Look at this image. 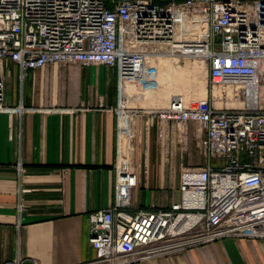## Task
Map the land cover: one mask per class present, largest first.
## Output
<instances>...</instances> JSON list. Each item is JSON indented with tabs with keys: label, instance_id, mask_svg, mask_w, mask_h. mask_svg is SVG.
I'll return each instance as SVG.
<instances>
[{
	"label": "built area",
	"instance_id": "built-area-1",
	"mask_svg": "<svg viewBox=\"0 0 264 264\" xmlns=\"http://www.w3.org/2000/svg\"><path fill=\"white\" fill-rule=\"evenodd\" d=\"M7 59L22 73L48 64L115 70L114 204L89 213L95 258L79 264L264 240V0H0V65ZM186 61L204 67L203 92L165 94L167 65ZM20 112L5 105L0 78V113ZM155 121L183 145L193 123L202 162L181 167L178 202L133 211Z\"/></svg>",
	"mask_w": 264,
	"mask_h": 264
},
{
	"label": "crops",
	"instance_id": "crops-1",
	"mask_svg": "<svg viewBox=\"0 0 264 264\" xmlns=\"http://www.w3.org/2000/svg\"><path fill=\"white\" fill-rule=\"evenodd\" d=\"M0 78L5 105L22 109L0 113V264L94 259L88 215L114 204L115 70L48 64L22 73L7 59ZM185 133L183 145L180 133L155 121L131 210L179 201L181 167L202 162L195 125ZM134 264H264V240L225 238Z\"/></svg>",
	"mask_w": 264,
	"mask_h": 264
},
{
	"label": "rangeland",
	"instance_id": "rangeland-1",
	"mask_svg": "<svg viewBox=\"0 0 264 264\" xmlns=\"http://www.w3.org/2000/svg\"><path fill=\"white\" fill-rule=\"evenodd\" d=\"M198 36H195V38ZM189 65L187 70H191V75H184L179 73L181 71L180 68ZM170 73L167 75H163L162 84L166 90L170 92H175L174 90H178L179 93L187 96H198L201 95V88L204 90L205 84V69L200 65H195L193 62H182L180 63L176 69L170 68ZM261 89V99L262 103L264 104V84L262 85ZM168 93V94H169ZM176 93V92H175ZM219 166L213 163V166ZM221 165V164H220ZM179 180H176V186L178 188Z\"/></svg>",
	"mask_w": 264,
	"mask_h": 264
},
{
	"label": "bare ground",
	"instance_id": "bare-ground-1",
	"mask_svg": "<svg viewBox=\"0 0 264 264\" xmlns=\"http://www.w3.org/2000/svg\"><path fill=\"white\" fill-rule=\"evenodd\" d=\"M203 27L202 26H199V29H202ZM189 67V65H186L185 67L183 68H180L181 70H186L187 71V68ZM172 68L170 65H167V69L165 70V73L163 74L164 76L167 75L168 73H170L169 69ZM162 75V76H163ZM167 89V88H166ZM176 93H179L178 90H174ZM167 92L169 93V91L167 90ZM202 92H203V89H202Z\"/></svg>",
	"mask_w": 264,
	"mask_h": 264
}]
</instances>
